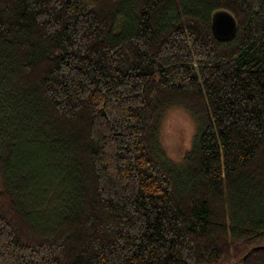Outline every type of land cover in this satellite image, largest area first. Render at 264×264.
<instances>
[{
  "label": "trees",
  "instance_id": "trees-1",
  "mask_svg": "<svg viewBox=\"0 0 264 264\" xmlns=\"http://www.w3.org/2000/svg\"><path fill=\"white\" fill-rule=\"evenodd\" d=\"M0 264H264V0H0Z\"/></svg>",
  "mask_w": 264,
  "mask_h": 264
},
{
  "label": "rangeland",
  "instance_id": "rangeland-1",
  "mask_svg": "<svg viewBox=\"0 0 264 264\" xmlns=\"http://www.w3.org/2000/svg\"><path fill=\"white\" fill-rule=\"evenodd\" d=\"M180 108L171 109L164 117L160 130L162 146L168 157L179 164L192 144L195 126Z\"/></svg>",
  "mask_w": 264,
  "mask_h": 264
},
{
  "label": "water",
  "instance_id": "water-1",
  "mask_svg": "<svg viewBox=\"0 0 264 264\" xmlns=\"http://www.w3.org/2000/svg\"><path fill=\"white\" fill-rule=\"evenodd\" d=\"M211 30L218 41L226 42L235 35L237 23L229 12L219 10L211 16Z\"/></svg>",
  "mask_w": 264,
  "mask_h": 264
}]
</instances>
